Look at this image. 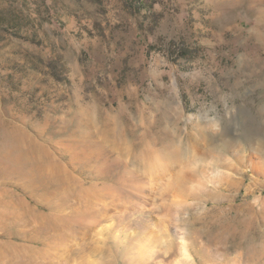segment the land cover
<instances>
[{
	"label": "rangeland",
	"instance_id": "374dc122",
	"mask_svg": "<svg viewBox=\"0 0 264 264\" xmlns=\"http://www.w3.org/2000/svg\"><path fill=\"white\" fill-rule=\"evenodd\" d=\"M6 135L0 264H264V0H0Z\"/></svg>",
	"mask_w": 264,
	"mask_h": 264
},
{
	"label": "bare ground",
	"instance_id": "6f19581e",
	"mask_svg": "<svg viewBox=\"0 0 264 264\" xmlns=\"http://www.w3.org/2000/svg\"><path fill=\"white\" fill-rule=\"evenodd\" d=\"M5 140L6 142L2 145L1 149H5V148L7 149L4 151V154H0V175H5L8 173H12V174L14 173L19 176L27 175L28 173L27 167H34L33 168L34 171H38V169L39 172L41 171L40 168L42 167V165H38L36 160L33 157H31L32 156L31 154L34 151L33 148L30 147L26 149L18 139L10 135H6ZM30 177H32L33 179H40V176L37 177L35 174L30 175ZM2 178H6V177H2ZM41 217L42 220L45 221L47 220L46 222L44 221V229H47L49 226H51L48 223L49 221L46 216L42 215ZM29 250L30 249H28V251ZM24 251H26V248L24 249ZM23 253L26 254L27 252H23Z\"/></svg>",
	"mask_w": 264,
	"mask_h": 264
}]
</instances>
